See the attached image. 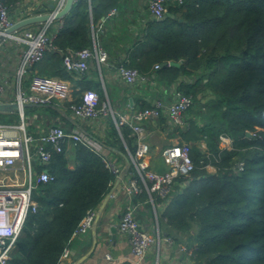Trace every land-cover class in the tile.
Returning <instances> with one entry per match:
<instances>
[{"label": "trees", "instance_id": "obj_1", "mask_svg": "<svg viewBox=\"0 0 264 264\" xmlns=\"http://www.w3.org/2000/svg\"><path fill=\"white\" fill-rule=\"evenodd\" d=\"M0 1L8 13L14 6L27 8L26 0ZM120 1L76 0L52 48L35 63L40 70L35 73L53 76L61 71L66 51L91 47L96 41L92 23ZM166 12L175 17L149 18L118 64L165 84L180 74H200L196 83L180 86L192 104L206 97L205 111H197L199 122L186 118L179 132L190 145L194 168L176 179L184 186L171 196L163 217L177 235L186 237L195 264H264V0H183ZM170 60L180 65H168ZM97 88L100 107L104 96L99 83ZM72 98L79 101L80 95ZM70 103L50 102L71 113ZM33 109L25 110L29 114ZM47 109L65 120L52 106ZM110 127L133 153L131 129H116L112 122ZM220 135L231 139L230 149L220 148ZM199 139L206 151L194 144ZM107 157L77 142L41 163L52 179L35 182L36 210L27 213L5 264H59L80 220L96 210L115 178ZM238 161H243L241 170ZM206 164L215 171L207 172Z\"/></svg>", "mask_w": 264, "mask_h": 264}, {"label": "built area", "instance_id": "obj_2", "mask_svg": "<svg viewBox=\"0 0 264 264\" xmlns=\"http://www.w3.org/2000/svg\"><path fill=\"white\" fill-rule=\"evenodd\" d=\"M183 0H148V10L150 16L158 18L164 16L166 9L170 5H179ZM58 6L61 5L59 2ZM28 8V7H27ZM115 9H111L108 14H113ZM7 8L0 1V30L9 26L12 21L8 19ZM48 25L41 29H23L19 34H13L12 38L16 42H25L20 57V68L18 72L24 74L28 72L32 65L41 60L46 49L52 48L51 41L57 31L47 33ZM91 47H84L76 50H69L63 55L62 65L66 71L79 74L87 71L89 61L93 57L97 61L106 59V52L102 48H97L93 43ZM157 67V65L155 66ZM118 76L129 85L145 83L149 77L138 73L136 69L123 65L116 67ZM28 89L18 88L16 98L19 103L35 102L40 104L50 103L56 100L59 103L70 101L68 105L72 115L79 119H90L98 115L106 114L110 107L106 104L99 105V95L95 90L85 89L80 94L79 101H73L70 88L57 77L39 75L32 73L30 76ZM192 104V97L184 94L179 88L173 92V99L167 106V115L175 127L185 124L184 113ZM162 108V103L158 100L152 101L146 108L132 112L130 115H114L111 112L114 125L117 129L121 126H128L136 138V148L133 153L128 152L132 165L137 176L130 177L121 186L124 195L130 198L132 195L141 192L143 188L149 193L166 194L177 178H184L194 168L190 157L189 143L180 140L166 145L161 150V156L167 165L163 172H155L148 169V164L143 157L148 151V145L142 140L141 123L151 117L156 116ZM19 115V114H18ZM21 119L17 124L0 123V264H5L9 258L10 251L14 246L16 237L23 226L28 212H34L37 204L32 197V190L35 182L48 181L52 176L45 170L33 169L32 163H46L54 152H61L65 147L80 142L94 150L99 151L94 142L78 129L66 131L58 124H52L44 129L34 131L26 130L24 114L19 115ZM219 141L224 142V148L230 149L231 139L225 135L219 136ZM141 159H138L140 158ZM107 165L115 173V177L121 170L113 159L107 157ZM18 161L21 167H17ZM19 166V165H18ZM236 168H243V161H238ZM22 170V179H18L16 174ZM34 172V178H33ZM20 181V182H19ZM121 184V183H120ZM119 184V185H120ZM183 187L184 183L181 182ZM95 215V210L88 211L80 220L78 226L72 233V238L82 236L91 228ZM118 228L127 233L130 242V251L136 261H140L148 248L155 242V236L144 230L134 216L133 208L126 205L121 212ZM68 247L61 258L67 255ZM107 258L110 256L107 254ZM60 258V259H61Z\"/></svg>", "mask_w": 264, "mask_h": 264}, {"label": "crops", "instance_id": "obj_3", "mask_svg": "<svg viewBox=\"0 0 264 264\" xmlns=\"http://www.w3.org/2000/svg\"><path fill=\"white\" fill-rule=\"evenodd\" d=\"M41 1L46 0H26L24 6L26 7L32 3L36 4ZM124 1L125 0L120 1V6L115 8L113 14L101 16L94 24L92 23V39L93 41L96 40L94 44L97 48H102L106 52V59L97 61V59L93 57L89 61L87 71L82 74L66 71L62 67L61 71L56 72L53 76L62 80L65 85L71 89V96L80 95L87 87L98 91L97 83H99L102 87L103 94L105 96H107V94L112 96L111 102L107 98L106 103L110 107V111L116 116L122 114L130 115L132 112L140 110L147 105L150 106L154 100L160 101L162 103V108L159 110L158 115L145 119L141 125L142 140L148 145V151L144 155L143 160L148 164V169L155 172H163L164 170L160 169L158 165V161L163 160L161 150L168 144L183 140L179 133L180 130L178 129L180 127H175L167 115V106L173 99V92L175 89H180L182 84L196 83L200 74H193L190 77L180 74L177 79L170 84L160 82L157 78H154V76L149 77L145 83L133 85L126 84L118 76L116 67L120 61L125 58L126 49L129 48L131 42L137 38L145 26L146 21L151 18V16L149 13L147 16H145L144 13L143 15L129 13L127 7H125ZM88 2L90 3V0H88ZM128 2L129 0H127L126 3ZM31 13H34V11H31ZM25 15L26 12L24 11L22 14L13 16L11 21L18 20ZM63 17L58 20H53L48 24V34H51L53 31H59L60 25L63 22ZM41 25L40 23H34L21 28L14 34H19L25 28L34 30ZM94 28L97 32L96 37L94 35ZM24 48H26V43L23 41L18 44L15 43V41L12 44H6L5 41H2L0 43V62L3 59L8 61L11 60V69L15 70L19 61V55ZM91 48L93 49V46H91ZM11 55L13 56L10 58ZM42 59L38 62H41ZM35 71L39 72L40 70L35 67L32 73H35ZM0 100L10 101L12 99L0 97ZM31 108L34 109L29 111L27 119L29 126L28 130L31 132L37 129H44L50 122H58L66 131L73 128L77 129L66 120H62L55 116L47 109V105ZM187 118L194 121L196 120V116L194 115H188ZM110 122L114 124L112 116L110 120L106 115H98L94 118L79 120V124L82 127L84 126V129L89 127L91 133L96 136L98 135L96 139L99 137H101V139H106L108 145L120 151L122 147L125 154H128L129 151L127 150L128 148L125 142L120 135L113 134ZM64 123L66 126H63ZM128 137L130 147L135 148L137 144L136 138L132 137L131 133ZM89 138L97 147L98 145L100 146V152L113 159L119 167L122 168L124 166L125 162L121 155L103 147L96 139L92 137ZM193 142L202 151L207 150L204 140L199 139ZM223 144L225 143L219 141L221 149L224 148ZM69 147L70 146H67L65 148ZM138 159H141V157ZM34 165L35 170L38 171L41 164L34 162ZM205 169L207 172L213 173L215 171V166L206 164ZM135 175L137 176V173L131 163L127 174L120 182L121 184L117 186L114 195L108 199L100 213L95 226L97 241L93 252L80 264H195L190 256L191 254L187 250L188 241L186 237L177 235L176 232L169 227L163 217V212L171 196L181 191L183 188L180 186L181 184L175 180V183L170 187L167 193L163 195L156 192L149 193L143 188L141 192L128 198L122 192L121 186L130 177ZM126 205H130L133 208L134 216L140 226L155 236V242L148 248L143 258L138 262L130 251L128 234L120 231L118 228L121 212ZM159 216H161V220H159ZM110 227L114 228L113 231L110 230ZM92 237L93 233L90 228L89 231L82 236L72 238L68 246L67 255L60 259L59 264H71L83 255L91 246ZM107 254L110 256L109 258L106 257Z\"/></svg>", "mask_w": 264, "mask_h": 264}, {"label": "water", "instance_id": "obj_4", "mask_svg": "<svg viewBox=\"0 0 264 264\" xmlns=\"http://www.w3.org/2000/svg\"><path fill=\"white\" fill-rule=\"evenodd\" d=\"M61 3L60 6H58V3ZM76 3V0H46L32 3L28 5L25 10L26 15L21 17L18 20L12 21V23L0 30V43L7 37H12V35L20 30L21 28H24L28 25L34 24V23H40L42 25H48L53 20H58L61 17L65 16L69 13L72 6ZM31 11H34V13H31ZM175 17L173 14L166 12L164 16L156 18L157 20H162L165 17ZM179 21H181V18H178ZM164 63L161 64V66ZM168 65L171 66H179L180 62L170 60L167 62ZM52 106L67 122L71 123L73 126H75L77 129L81 130L83 134L87 135L88 137H92L91 134H89L86 130L83 129V127L79 124L77 120H75L69 113L65 112L62 108H60L57 105H52L50 103L40 104L35 102H22L19 103L18 98H15L14 100L10 101H3L0 100V113L2 112H13L16 111L20 116L24 114V109L29 107H40V106ZM246 135H249L248 132H246ZM93 138V137H92ZM96 139V138H94ZM97 140V139H96ZM98 141V140H97ZM101 144V143H100ZM103 147L107 148L108 150L115 152L119 155H121L124 159V166L121 168L117 176L114 178L110 188L105 193L104 197L100 201L98 207L95 210V215L91 224V231L93 233L92 237V244L89 247V249L81 255L78 259H76L71 264H80L83 260H85L94 250L95 243L97 241L96 235H95V226L99 219L100 213L102 209L104 208L106 202L108 199L114 195V191L117 188V186L120 184L121 180L124 178V176L127 174V171L131 165V160L129 158L128 154H125L118 150L117 148L101 144ZM113 227H110V230L113 231Z\"/></svg>", "mask_w": 264, "mask_h": 264}, {"label": "rangeland", "instance_id": "obj_5", "mask_svg": "<svg viewBox=\"0 0 264 264\" xmlns=\"http://www.w3.org/2000/svg\"><path fill=\"white\" fill-rule=\"evenodd\" d=\"M126 2H127V0L124 1L125 7H127V11L129 13H135V14H139V15H143V13H144L145 16L148 15V13H149L148 5H147L148 4V0H129L128 3H126ZM20 10H21V8H19L17 6H14L13 9L11 11H9L8 16L10 18L12 16V18H13V16L17 15V13L24 12L23 10H21V11ZM10 18H8V19H10ZM41 26H43V25H41ZM41 26L39 28L34 29V30L41 29L42 28ZM3 41H5L6 44H9V43L12 44L14 41H15V43L18 44V42H16L15 39H12V38H9V37L5 38ZM23 50L21 51V53L19 55V61H18L17 65H16V67H15V70L11 69L12 68L11 67L12 66V61L11 60L8 61L6 59H3L0 62V93H2V91H3V93L0 94V97H4V98H7V99L9 98V99L14 100L15 95L17 94V91H18L19 87L23 88L24 90L28 89V85H29V82L31 80L30 79V75L32 73V70L30 69L28 72H25L24 74H20L18 72V70L20 68V57H21V54H22ZM13 55H11L10 58ZM36 63H38V62H36ZM35 66H37V64H35L33 67H35ZM103 96H104L103 99L100 100V105L106 104L107 98L111 102L112 96H110L108 94H107V96H105L103 94ZM200 96H201V94L197 95V97H200ZM203 99L205 100V97ZM204 100H201L200 103H197V104H194V103L191 104V106L188 108V110L184 113L185 117L187 118L188 115H194V116H196V121L198 123L200 115L197 113V111L198 110H200L202 112L205 111ZM25 109L23 111V112H25L24 114H25V117H26V119H24V123H25L26 130H28V128H29L28 123H27L28 122V120H27L28 119V117H27L28 116V112ZM16 113H17L16 111L0 113V123L17 124L19 122V119L16 116ZM67 113H69V112L67 111ZM70 115L75 120H77L79 122V120H80L79 118L74 117L71 113H70ZM101 115H103V113ZM105 115H107V117L109 119H111V111L110 110H107ZM52 124L60 125L59 123L50 122L46 126H49V125H52ZM63 126H66V124L64 123ZM178 129L180 130L181 127L178 128ZM84 130H86L89 134H91V136L93 138H97L98 135L96 136L93 133H91L89 127H86V129H84ZM18 163H20V164H16V166L17 167H21V165H22L21 162L18 161ZM158 165H159L160 169L166 170V168H167V165L164 164L163 160H161V161L159 160L158 161ZM32 166H33V169H35L34 163H32ZM22 173H23L22 170H18V173L16 174V176L18 177V179L20 181L22 179ZM33 178H34V172H33ZM159 220H161V216H159Z\"/></svg>", "mask_w": 264, "mask_h": 264}]
</instances>
